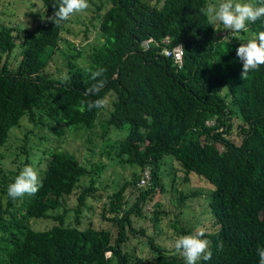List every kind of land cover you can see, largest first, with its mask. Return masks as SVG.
Here are the masks:
<instances>
[{
    "label": "trees",
    "instance_id": "trees-1",
    "mask_svg": "<svg viewBox=\"0 0 264 264\" xmlns=\"http://www.w3.org/2000/svg\"><path fill=\"white\" fill-rule=\"evenodd\" d=\"M39 1L43 12L35 28L0 25V150L24 119L33 126L47 125L58 136L64 129L57 124L80 131L100 122L101 139L111 129L126 130L107 145L108 152L141 172H133L108 196L101 217L116 228L113 234L90 223L81 226V214L96 195V176L105 163L86 167L72 152L44 149L42 187L16 200L7 196V186L19 170L0 168V264H185L184 258L164 255L151 237L153 258L136 257L125 249L134 234L145 232L132 221L145 218L143 206L157 188L163 189L158 171L166 158L180 166L185 180L193 172L212 188L213 224L204 237L211 241L212 258L197 264H259L257 249L264 248V65L241 78L236 49L243 41L209 24L201 9L210 0H110L107 7L99 3V42L90 48L85 65L76 61L79 50L67 58V82L64 75H49L46 67L69 20L54 25L47 18L59 0ZM248 30L255 36L264 32V17L250 23ZM150 37L155 42L144 49L141 42ZM178 44L183 49L180 68L160 54L163 45ZM16 47L20 50L12 64L9 58ZM86 67L105 69L99 78L105 80L104 87L95 95L87 94L95 81ZM105 96L111 103L104 118L102 108L80 110L81 101ZM236 113L241 117L238 142L231 139ZM45 116L53 123L48 125ZM20 139V153L28 156L32 145L27 144V132ZM146 172L149 177L141 185ZM127 187L136 191L131 203L124 196ZM197 193H181L180 203ZM71 194L73 207L67 205ZM160 206L154 202L149 217L155 228ZM32 218H52L56 223L33 229ZM172 225L186 232L178 221Z\"/></svg>",
    "mask_w": 264,
    "mask_h": 264
},
{
    "label": "rangeland",
    "instance_id": "rangeland-1",
    "mask_svg": "<svg viewBox=\"0 0 264 264\" xmlns=\"http://www.w3.org/2000/svg\"><path fill=\"white\" fill-rule=\"evenodd\" d=\"M153 2L156 0H152ZM215 0H210V3ZM90 8L82 13L74 15L67 23L61 33L59 48L56 51L53 59L48 63L46 72L53 76L59 77L66 73L67 58L75 53V50L81 51V55L77 58L79 65H85L90 48L99 42V33L97 26L99 17L97 16V5L103 3L106 7L109 6L110 0H89ZM43 6L39 0H0V25L14 26L18 30L24 28H35L41 21V13ZM218 30L224 33H233L223 29V26L216 24ZM235 41L246 42L256 38L253 32L233 33ZM19 47L14 48L10 55V62L14 64V56L19 54ZM5 54H3L4 58ZM2 58V59H3ZM224 89L221 90V93ZM109 105L101 109V117L107 115ZM47 124H52V119L44 117ZM233 130L231 139L238 142L239 138L236 133L237 125L241 123V117L238 113L233 115ZM211 122V121H210ZM21 126L11 132V137L6 144L1 148L3 158L0 160V168L4 171L14 173L16 170H21L26 165L35 167L41 175V171L45 164L44 149L59 148L65 149L76 155L79 161L86 167H90L95 162H103L106 164L105 169L96 176V195L94 198H89L87 208L83 209L81 214L82 227H86L89 223L95 228L109 229L115 234L116 228L107 220L102 219L101 212L105 207V203L111 195L124 181L129 180L133 176V172H141V169L135 166H130L127 163H122L118 158L111 157L112 152H108L107 147L117 140L122 138L126 132L121 130L111 129L105 139H101L102 130L100 122L96 127L89 130H71L64 124L56 126L64 129V133L60 136L50 132L47 125H35L24 119ZM124 127H127L126 125ZM33 131H29L30 129ZM27 132L29 141L27 144L32 145L29 149L28 156L25 153H20L18 146L21 144V137ZM35 132V133H34ZM109 155V156H108ZM114 155V154H113ZM110 157L112 160H110ZM28 158V160H27ZM158 171L160 183L163 189H156L155 195L149 199V202L143 206L145 218H135L132 223L134 228L145 229L144 234H134L133 239L125 246L131 255L142 257L144 259L153 258L156 252L150 247L148 237L153 238V242L160 247L162 253L166 256L176 255L178 258H183L179 254H174L173 244L175 239L182 235L191 234L196 230L203 228L205 233L211 231L213 224V214L209 207L211 186L205 181L199 179L197 174L191 173V178L184 179V173L180 166L173 160L166 158L161 164ZM173 173V174H172ZM148 177L149 174L145 173ZM13 176V174H8ZM193 176V177H192ZM197 176V177H196ZM88 182V178L84 180ZM213 187V186H212ZM191 191L198 192L195 195L187 197L182 203L179 201L180 194H188ZM136 195L131 187H127L124 196L129 198L130 203ZM160 202L162 210L161 219L158 222L157 228L149 220L152 215L153 203ZM69 207L75 206V195L71 194L67 198ZM61 210H59L60 212ZM65 219L70 221V215L73 212H68ZM178 221V224L186 231L185 233L177 232L173 227V222ZM56 221L52 218L30 219L29 225L33 229H47ZM190 230V232H187Z\"/></svg>",
    "mask_w": 264,
    "mask_h": 264
},
{
    "label": "clouds",
    "instance_id": "clouds-1",
    "mask_svg": "<svg viewBox=\"0 0 264 264\" xmlns=\"http://www.w3.org/2000/svg\"><path fill=\"white\" fill-rule=\"evenodd\" d=\"M55 12L47 19L54 25H60L70 20L74 15L82 14L90 8L89 0H59L58 8L54 5ZM208 18L209 24H220L223 29L233 33L246 32L250 23L264 17V0H215L201 9ZM237 57L242 61L241 78H247L250 71L264 65V32H260L256 38L241 43L236 49ZM90 73V79L95 81L88 89L87 94L95 95L104 87L105 80L102 77L105 69L98 68L93 71L86 67ZM67 82L70 77L65 74L62 77ZM81 111L93 108H105L111 103L105 96L94 101H81ZM42 180L39 171L31 166H24L7 186V196L13 200L23 199L26 195H35ZM203 228L191 234H186L175 239L173 244L174 254L181 255L185 264H197L198 261H209L212 258L211 241L204 238ZM259 264H264V248H258Z\"/></svg>",
    "mask_w": 264,
    "mask_h": 264
},
{
    "label": "built area",
    "instance_id": "built-area-1",
    "mask_svg": "<svg viewBox=\"0 0 264 264\" xmlns=\"http://www.w3.org/2000/svg\"><path fill=\"white\" fill-rule=\"evenodd\" d=\"M162 41L166 44L168 43L169 39L167 37L163 38ZM155 40L150 37L147 38L145 40H143L141 42V46L146 49L150 46L151 43H154ZM160 54L166 56V57H171L174 64L180 68L182 66V62H183V49L182 46L180 44L172 46V47H168L167 45H163L161 50H160ZM148 176L146 175V178L144 180L141 181V185H143L146 181H147Z\"/></svg>",
    "mask_w": 264,
    "mask_h": 264
},
{
    "label": "water",
    "instance_id": "water-1",
    "mask_svg": "<svg viewBox=\"0 0 264 264\" xmlns=\"http://www.w3.org/2000/svg\"><path fill=\"white\" fill-rule=\"evenodd\" d=\"M116 76V75H115Z\"/></svg>",
    "mask_w": 264,
    "mask_h": 264
}]
</instances>
